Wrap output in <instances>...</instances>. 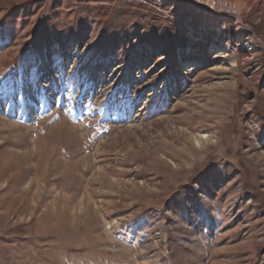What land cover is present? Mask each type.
<instances>
[{"label": "rangeland", "instance_id": "1", "mask_svg": "<svg viewBox=\"0 0 264 264\" xmlns=\"http://www.w3.org/2000/svg\"><path fill=\"white\" fill-rule=\"evenodd\" d=\"M0 0V264H264V0Z\"/></svg>", "mask_w": 264, "mask_h": 264}, {"label": "bare ground", "instance_id": "2", "mask_svg": "<svg viewBox=\"0 0 264 264\" xmlns=\"http://www.w3.org/2000/svg\"><path fill=\"white\" fill-rule=\"evenodd\" d=\"M225 1L226 0H199L200 3H202L203 5L205 6H211V7H214V8H217L215 10H222V11H226V8L227 7L225 5ZM242 2H239L238 0H235L234 2H231L232 6L231 9L233 8V11L236 12V11H239L240 7H241V4ZM243 6V5H242Z\"/></svg>", "mask_w": 264, "mask_h": 264}]
</instances>
